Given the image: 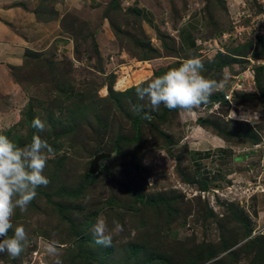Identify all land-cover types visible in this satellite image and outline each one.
Segmentation results:
<instances>
[{
	"label": "rangeland",
	"instance_id": "1",
	"mask_svg": "<svg viewBox=\"0 0 264 264\" xmlns=\"http://www.w3.org/2000/svg\"><path fill=\"white\" fill-rule=\"evenodd\" d=\"M41 1L49 2L45 4L47 8L43 9L47 19L51 17L57 20L61 34L72 39L73 57L52 56L57 65L49 67L43 61L23 56L20 66L11 67L19 98L15 101L17 90L15 94L9 93L12 103L10 109L0 113V134L6 135L18 146L26 145L33 134H38L52 147L53 155L43 173L49 180L48 185L38 187L37 195L27 210L21 212L17 208L12 217L14 228H25L29 244L16 259H11L7 253H0V264H53L56 257L45 251L46 241L51 240L57 242L59 259L63 264L77 263L79 259H88L90 264H129V253L144 243L153 245L158 242L164 250L174 255L172 237L180 241L187 237L190 240L179 250L184 255L186 249L191 253L198 245L207 248L208 245L217 244L220 236L233 237V240L242 244L248 239L264 235V75L261 74L264 70L257 63L264 62V54L260 53V43L264 46V35L262 39L248 36L235 40L211 54L207 50L192 52V56H197L203 63L202 75L209 69L206 60L218 53H222L220 58L232 59L222 71L226 75H235L234 78L230 76L234 81L225 85L222 83L220 86H224L221 90H225V93L230 86L233 89L239 76L247 80L242 83L243 86L236 85L240 91L234 89L228 100H218L213 106L205 109L198 107L186 113L180 109L169 110L163 105L153 111L147 99L141 101L135 91L128 92L137 82L131 76L128 77L131 82L127 83L125 77L144 67L145 63L149 64L145 70L149 68L152 71L171 63L163 59L165 50L158 39L161 55L142 59L141 53L145 46L142 48L141 43L144 38L138 45L134 42L135 35L140 32L139 20L136 15L133 17V14L123 10L126 2L120 5L122 14L115 17L111 14L113 20L108 24L111 38L102 47L93 35L101 17L96 11L91 15L90 4L79 12L76 10L78 14L71 16L73 9H67L68 5L63 12L53 8L54 2L60 0ZM42 6L39 4L38 9ZM215 7L221 10V5ZM245 10L251 19L258 17V32L264 34V2L249 0ZM218 15H210L209 18L215 27L227 22L222 13ZM114 24L118 25L117 28ZM43 58L52 62L45 56ZM236 63L241 65L238 67ZM236 71L244 73H232ZM252 73L253 83L247 94L241 91V87L248 88L247 82L252 79ZM150 77L153 78V74L143 79ZM108 86L112 87L113 93L105 100L110 92ZM71 88H74V95L68 98ZM56 92H60L57 96L64 99L62 105L65 110L71 108L69 114L65 110L60 112L48 102L55 97ZM116 92L125 94L115 96ZM2 104L0 99V111L3 110ZM134 105L143 106L140 112L149 113L152 124L133 123L134 117L140 113L132 110ZM50 111L53 115L48 114ZM69 115H76L75 120L79 121L74 129L62 133L70 125ZM58 117L62 123L56 122L49 138L48 120L51 118L56 121ZM157 117H160L159 121ZM196 117H207L212 122L210 124L215 123L223 130H230L235 138H221L214 133V129L200 125ZM34 118L45 123L44 132L38 133L31 127ZM209 133L215 134L216 140ZM240 133L242 136H239ZM246 134L256 137L255 141L245 139ZM211 141L215 144L212 148L216 147L215 141L231 146L234 153L238 154L234 160L241 161H230L231 165L226 171L223 161L207 160V166L215 169L220 166L221 171L227 172L225 177L228 178L209 182L205 189L200 190L198 184L183 182L182 177L192 171L190 149H207L212 145ZM102 151L110 152L111 155L100 161L97 173L92 177L85 176L90 159ZM78 187L81 194L75 199L68 198ZM140 199L145 200V205ZM149 200L160 207L156 216H150L146 208ZM197 200L206 202L213 215L203 211L198 213ZM98 217L104 218L110 229L114 228L113 220L123 227L122 232L113 233L110 247L96 244L89 231ZM165 218L172 222L163 224L161 219ZM140 222L144 225L138 228ZM70 223L77 229V234L71 231ZM81 223H88L89 226L80 229ZM243 223L249 228L246 236ZM14 228L9 231V236L13 234ZM231 232L234 234L231 235ZM86 238L92 239L90 248ZM258 251L260 248L257 246L240 250L228 247L218 250L211 260L200 264H209L212 260H216V264H264V255L261 256ZM230 253H234V257L226 258ZM171 261L175 262V256L171 257Z\"/></svg>",
	"mask_w": 264,
	"mask_h": 264
},
{
	"label": "crops",
	"instance_id": "2",
	"mask_svg": "<svg viewBox=\"0 0 264 264\" xmlns=\"http://www.w3.org/2000/svg\"><path fill=\"white\" fill-rule=\"evenodd\" d=\"M108 1L60 0L54 2L53 8L63 12V9L68 5L67 9H73L70 14L72 16V14L77 15V11L79 12L82 10L81 8L84 9L86 5L90 4L91 15H94L92 12L96 11L101 17L100 21H98L99 23H97V29L95 28V38L97 43L104 47L106 40L111 38L109 36L111 32L109 33L108 27L109 19L101 14ZM260 1L264 2V0ZM124 2H127L125 4L126 8L137 6L141 9L143 13L142 27L149 36L151 45L157 50L159 49V39L157 40L156 36L157 30L165 31L173 38L179 47V52L183 55L179 57L166 55L163 59L166 62H175L178 67L182 61L193 57L192 52H198V46L195 42L197 38H211L230 28L229 20L231 19V14L238 9H244L246 4H249V0H221V10H218L213 3L209 6L206 5L205 0H120L119 5ZM48 3L47 1L42 3L41 0H0V99L4 103V105L2 104L3 110L0 113H5L7 109H10L12 97L9 95L17 90L12 80L11 67L20 66L26 50L37 53H49L54 58L65 57L64 55L67 58L73 57L72 39L67 35L61 34L59 22L51 17L47 19L44 13L43 9L47 8L45 4ZM39 4L45 5V7L38 10ZM36 7L37 9H35ZM221 13L224 15L226 23H221L218 27H215L214 24L208 25L211 22L208 20L210 15L217 17ZM162 14L165 15L163 16ZM143 65V69L149 67L147 63ZM235 65L239 67L241 64L236 63ZM147 70L151 72L150 74H153L152 70L149 68ZM18 95L19 90H17L15 101H18ZM210 135L216 140L215 134L212 133ZM215 142L216 147L214 148L211 146H215V144L211 141L212 145L207 147V149H190L189 153L192 173L197 179L205 180L207 183L216 182L217 179L226 180L228 178L225 177L227 172L221 171L220 166L216 169L207 166V160L218 159L223 161L225 170L229 169L230 161L235 163L241 161L234 160L238 154L234 153V149L231 146L222 145L219 143L220 141Z\"/></svg>",
	"mask_w": 264,
	"mask_h": 264
},
{
	"label": "clouds",
	"instance_id": "3",
	"mask_svg": "<svg viewBox=\"0 0 264 264\" xmlns=\"http://www.w3.org/2000/svg\"><path fill=\"white\" fill-rule=\"evenodd\" d=\"M244 59L249 61L248 57ZM202 68L199 58L185 59L179 67L171 68L158 77L138 81L134 86L136 96L141 101L147 99L153 111L161 105L169 110L191 111L208 103L210 97L220 90L217 81L201 74ZM142 107L134 105L132 110L140 112ZM144 119L150 120V114L145 113ZM31 127L38 133L45 131V123L39 118L32 120ZM52 155V147L38 134H33L31 141L24 146H18L0 134V253H7L11 259L18 258L29 244L25 228H14L12 217L17 208L21 212L27 210L37 195L38 187L48 185L49 180L43 173ZM112 223L114 228L110 229L106 220L98 217L91 225L89 231L96 244L112 246L113 233L123 231L118 221L113 220ZM13 228V234L9 236ZM45 251L56 257L53 264H63L55 240L46 241Z\"/></svg>",
	"mask_w": 264,
	"mask_h": 264
},
{
	"label": "trees",
	"instance_id": "4",
	"mask_svg": "<svg viewBox=\"0 0 264 264\" xmlns=\"http://www.w3.org/2000/svg\"><path fill=\"white\" fill-rule=\"evenodd\" d=\"M119 1L120 0H109L105 4V6H104V8L102 10V13H101L102 16L108 18L109 19V22L113 20V17L118 16V15H120V14L123 13V11H122V9H121V7L119 5ZM220 1L221 0H205L206 5H208V6L211 3H213L215 6H220ZM44 7H45V5L42 6L41 8H44ZM35 9H37V7ZM125 10H126L125 12L130 13V14H133L132 15L133 17H135V15L138 17V20H139L138 26H139L140 32L135 35L134 42H135V44L138 45V44L141 43V39L142 38H144V41H146V42L143 41V44L144 45L141 43L142 48H143V46H145V48H143L144 51H142V53H141V55H143L142 56V59H149V58H152V57H158V56H160L161 53L154 46H152L149 43V36L147 35V33L144 31V29L142 27L143 13H142L141 9L139 7H137V6H130V7H127ZM111 14L114 15L112 18H110L111 17ZM209 18H208V20H209ZM209 21H211V20H209ZM71 23H74V22L71 21ZM116 25L114 27H116ZM208 25H213V22L211 21L210 23H208ZM112 28H113V26H112ZM93 35H95V33H93ZM156 35H157V39H159L161 41V46L165 50V55L179 57V47L176 45V43L173 40V38L167 32L162 31V30L159 29V30L156 31ZM263 35L264 34L257 35L256 38L257 39H262L261 37ZM136 36H139L140 38L139 37L137 38ZM92 43H94V42H92ZM94 45H95V43H94ZM260 45H261V48H262L260 50V53H263L264 54V49H263L264 46L261 43H260ZM221 54L222 53H218L213 58L206 60L207 63L209 64L208 65L209 69L206 70L205 74L203 73V75L206 78L215 80V81L218 82V84L220 83V81L222 80V77H223L222 68L226 64H230L231 63L230 60H232V59H229L227 57L226 58L228 60L227 59L220 58V55ZM25 56H28V57L30 56V57H32L36 61H43L44 63H47L49 65V67L50 66L51 67H55L57 65V63H54L55 59L52 58V55L49 54V53H37V52H33L31 50H26L25 51V54H24V57ZM44 56H45V58H47L49 60H52V62H50L48 60L45 61L46 59L43 58ZM223 56H224V54H223ZM192 58H197V56H193ZM174 67H178V65L175 62L171 63L167 67L156 68L153 71V76L155 77V75H156L158 77V76L162 75L163 73H165L166 70H170L171 68H174ZM261 67L264 70V66L261 65ZM261 74L264 75V72L261 73ZM53 83L55 84V82H53ZM224 85L220 86V90L218 92L214 93L210 97L209 102L206 103V104H202V106H205L207 108L208 106H211L212 104H214L216 101L218 102V100L219 101H224L223 99H225V98L223 97V95H224V91L225 90H221ZM59 90L60 91H63L64 89H59ZM73 90H74V88H71V92H70V95L68 96V98L72 94L74 95ZM109 91L110 92L107 95V98H105V100L106 99H109L110 93H113L111 86L109 87ZM129 91H135V87L134 86L130 87L128 89V92ZM59 93L56 92L55 93V97L53 96L54 98L51 99V100L49 99L48 102L51 103L52 105L56 106L58 108V110L63 113V111L65 110V108L62 105V103L64 102V99L59 98V96H57ZM124 94H125L124 92H116L115 96H119V95L122 96ZM65 101H66V98H65ZM98 105H101V104H98ZM46 108H49V107H46ZM66 111H68V114H69L70 111H71V108H69L68 110H65L64 112H66ZM48 114L53 115V112L50 111ZM144 114H145L144 112L137 113V115L134 117L133 123H135V124L137 123L138 124L139 122H147L149 124H152V121H150L149 119H144ZM30 115H35V113H31ZM75 116L76 115H69V117H70V125L69 126H66L64 128V130L62 131V133H64L65 131L74 129L75 125L77 124V121H79V119L77 121L75 120L76 119ZM50 117L52 118L53 116H50ZM160 117H157V120L158 121H159ZM51 118L48 120V122H49L48 124H49L50 131L47 132L48 133L47 137H49V138L53 134V130L56 127L55 125H57L56 122L62 123L60 117H58L56 119V121L53 120V119H51ZM197 122H199V124L202 125V126H205L207 128L210 127L212 129H214V133L216 135H218V136H221V138H224L226 140H228V139H234L235 138L234 133L231 132L230 130H228V131L226 129L223 130V128H220L215 123L210 124L212 122H210L209 120H207V117H205V118H198L197 119ZM134 129L135 130L137 129V126L136 125H135ZM239 136H242V134L240 133ZM246 137L247 138H245V139H249V141H251V142L255 141V138H256V137L253 138V137H251V136H249L247 134H246ZM136 138L137 137H135V139ZM237 138H240V137H237ZM30 141L31 140H29L28 143ZM85 176L92 177L91 174H89L87 171L85 172ZM182 179L184 180L183 182H187L189 184H193V183L194 184H198L199 185L198 189H200V190L205 189L207 187V184H208L205 180H199V179H197L195 177V175L192 173V171H191L190 174H185L182 177ZM80 194H81V191L79 190V187H78V188H76V190L72 194H70L68 196V198L75 199ZM175 198H176V195L174 194L173 195V199H175ZM140 201H143V200L140 199ZM162 201H163V198H162ZM146 203H147L146 204V208H147L148 212L151 213L150 216H152V215H155L156 216L157 213H159L158 210L160 209V207L156 206L154 204L155 202L153 203L150 200L147 201ZM142 204L145 205V200L142 202ZM196 204H197L196 209H198L197 210L198 213L203 211V213H205V214L208 213L209 215H213L211 213L210 208L206 204V202H201L200 200H197L196 201ZM172 212H175V211L172 210ZM66 220H68V217L66 218ZM161 221L165 225H167V223L172 222V221H167L166 218L165 219H161ZM143 225H144L143 222H140V224L138 225V228L143 227ZM84 226L87 228L89 226V224L88 223H85V224L81 223L79 225V228L82 229ZM70 227H71V231L72 232H74L75 234L78 233V231H76L77 229H74L73 223H70ZM242 227L244 228V235L246 236L247 233L249 232L248 225L246 223H243L242 224ZM181 228H182V225H181ZM233 234H234V232H231V235H233ZM229 239H231V240H229ZM233 239H234L233 237L228 238V236L227 237H225V236L221 237L220 236L219 241H218L217 244L212 245L211 247L208 245L207 248H206V246H200V245H198L197 248H196V250L192 251L191 253H188V250L189 249H186V252H185L184 255H181L180 254L181 251H179V250H180L181 247H183L186 244V241L190 240V238H187V237L183 241L177 240L176 237L175 238L172 237V240H174V241H172V243L175 244V247H173V249L175 251L174 252V255H172V253L170 251L164 250L162 248V246L158 242H155L153 245H145V243H144V245L140 244V246L134 248V250H132L129 253L128 257H129L130 260L128 261V263L129 264H200V263H204V262H207V261L211 260L212 259V256L218 250L221 251V249H226L228 247H231L232 248L234 245H236L238 242H236V239L235 240H233ZM79 240H82V239L80 238ZM91 240H92L91 238L90 239H87L88 247L89 248L91 247V245L89 244V242L92 244V241ZM254 246H257V248H260V251H258V254H260L261 256H263L264 255V251H262V250L264 249V235H259V236L255 237L253 239L252 238L251 239H248V240L244 241L242 244L240 243V245H237L236 248H239V250H240L243 247H254ZM209 247H210V249H209ZM234 251H235V249H234ZM229 252H233V251H229ZM84 254H86V253H84ZM233 254L234 253H230V255L227 254L226 255V258L232 259L234 257ZM172 256H175V262H172L171 261V257ZM221 257H223V254H222ZM216 262H217L216 260H212V261H210L209 264H216ZM77 263L78 264H90V261H88V259H84V260L80 261V259H79V261ZM77 263H75L73 261L72 264H77ZM115 264H117V262Z\"/></svg>",
	"mask_w": 264,
	"mask_h": 264
},
{
	"label": "built area",
	"instance_id": "5",
	"mask_svg": "<svg viewBox=\"0 0 264 264\" xmlns=\"http://www.w3.org/2000/svg\"><path fill=\"white\" fill-rule=\"evenodd\" d=\"M126 4H127V2H126ZM246 10H245V8L244 9H238L234 13H232L231 14V23L229 26L230 28H227V29L221 31L217 36L207 38V39L197 38L195 40V42H196V45L198 46V50L199 51L207 50L211 54V53H214L215 51H218L219 49L222 50V46H226L228 43H231L235 40L239 41L242 38L248 37V36L255 39L257 35L263 34V33L258 32V29H257L258 27L260 28V24L257 23L258 17L257 16L255 17L256 20H255V18L251 19L249 13L247 14L248 10L247 11ZM257 63L258 64H264L263 61H257ZM234 70H236V69H234ZM241 71H236V72H232V73L243 74L244 72L238 73ZM222 74H223V79L225 81L222 80L219 83V85H221L222 83L226 84L227 82L234 81L233 79H231V77L234 78L235 75H231V74L226 75L225 72H223V71H222ZM253 75H254V73H252V79H251L252 82H251V80L247 82V85L249 84L248 88L241 87V89H242L241 91H243L244 93H247L249 91V88H251V84L253 83ZM246 80H247L246 78L242 79L239 76V78H237L235 80V84L241 85L243 82H246ZM236 85H233V89L231 88L232 86H230L229 90L224 93L223 97L225 99L228 100L231 93H233L235 90L240 91V89L236 88ZM242 86H243V84H242ZM213 105H215V104H213ZM201 108L205 109L206 107L201 105L199 107V109H201ZM186 112H188V111H183V113H186Z\"/></svg>",
	"mask_w": 264,
	"mask_h": 264
},
{
	"label": "water",
	"instance_id": "6",
	"mask_svg": "<svg viewBox=\"0 0 264 264\" xmlns=\"http://www.w3.org/2000/svg\"><path fill=\"white\" fill-rule=\"evenodd\" d=\"M110 155H111L110 152H103V151L94 154L89 161L87 172L91 175L97 173L100 168V161L106 157H109Z\"/></svg>",
	"mask_w": 264,
	"mask_h": 264
},
{
	"label": "bare ground",
	"instance_id": "7",
	"mask_svg": "<svg viewBox=\"0 0 264 264\" xmlns=\"http://www.w3.org/2000/svg\"><path fill=\"white\" fill-rule=\"evenodd\" d=\"M148 74H150V71H146L145 69H143V67L142 68H140V70H138V71H134L133 73H132V75H128V76H126L125 77V79H126V82L127 83H130L131 81L129 80V78L128 77H133V80H135L136 82H138V81H140V80H142L144 77H146V75H148ZM120 81V80H119Z\"/></svg>",
	"mask_w": 264,
	"mask_h": 264
}]
</instances>
